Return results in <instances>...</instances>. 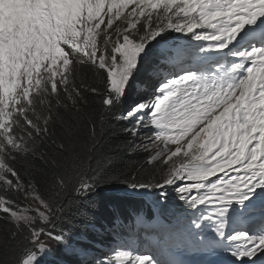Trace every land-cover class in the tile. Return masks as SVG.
Segmentation results:
<instances>
[{"label": "snow or ice", "instance_id": "1", "mask_svg": "<svg viewBox=\"0 0 264 264\" xmlns=\"http://www.w3.org/2000/svg\"><path fill=\"white\" fill-rule=\"evenodd\" d=\"M172 32L188 42L173 47L165 37ZM84 67L97 83L77 85ZM95 95L109 110L127 105L117 119L153 130L143 147L154 153L148 163L162 165V183L130 188L174 186L190 208L210 207L192 223L212 222L216 243L229 241L236 260L264 257V226L226 234L234 205L243 215L259 203L264 215V0H0L3 190L24 189L18 160L40 163V179H29L24 193L37 207L0 195V213L15 229L0 236V264H9L23 232L26 244L45 250L41 237H53L48 225L60 218L61 197L106 182L85 171L98 141L82 109ZM89 124L85 137L81 125ZM15 264H39L36 250L24 247ZM107 264L158 261L115 250Z\"/></svg>", "mask_w": 264, "mask_h": 264}, {"label": "trees", "instance_id": "2", "mask_svg": "<svg viewBox=\"0 0 264 264\" xmlns=\"http://www.w3.org/2000/svg\"><path fill=\"white\" fill-rule=\"evenodd\" d=\"M165 37L173 47L188 42L179 38L175 32L166 33ZM76 82L77 85L83 82L87 86L97 83V79L93 76L91 68L84 67L77 71ZM100 91L102 92V89ZM132 98L135 99L134 96ZM126 107L125 104L121 110H109L102 105L100 95L89 96L87 105L82 109V115L95 122V141L98 143L96 151L92 154L91 167H86L85 171L87 175L105 176L106 182L89 193L80 196L70 193L61 197L63 211L58 213L60 218L54 221V226L50 224L48 229L53 233V237L62 235L63 240H55L56 243L43 250L46 258L41 264H99L101 261L107 264L114 256L115 250H123L119 243L125 229L130 227V220L133 224L150 228L147 234L151 236L157 235L160 230L163 237H169L174 232L178 223L176 215L187 206L180 200L176 188L167 185L132 189L128 186L133 182L152 185L162 183L163 173L160 171L162 165L159 162L148 163L149 157L154 153L141 144L143 140L148 143V137L142 131L147 127L137 125L135 121L117 119ZM90 128L91 124L81 125L82 135L87 137ZM135 129L139 131L133 135ZM148 131L153 133L151 128ZM16 167L20 169L24 188H27L29 179H40L38 160L31 157L27 161L18 160ZM26 170H32L31 174ZM45 187L41 182L42 193ZM3 189L4 186L0 185V195H6L18 205H26L27 199L22 192L6 193ZM6 215L0 213V236L15 230ZM209 223L212 222L204 221L201 227L204 228ZM182 224L191 231V221ZM139 233L142 235V231ZM195 233L201 232L196 229ZM27 235V232H23L18 237L16 246L8 253L9 264H15V257L22 255L24 247L40 251L37 246L24 242L23 237ZM89 253L93 256H87Z\"/></svg>", "mask_w": 264, "mask_h": 264}, {"label": "rangeland", "instance_id": "3", "mask_svg": "<svg viewBox=\"0 0 264 264\" xmlns=\"http://www.w3.org/2000/svg\"><path fill=\"white\" fill-rule=\"evenodd\" d=\"M175 33H176V32H175ZM176 34L178 35L179 38H181V39H185V40H188V38H186L185 36H183V35H181V34H179V33H176ZM195 42H196V41H195ZM197 43H198V42H197ZM142 89H143V87H142ZM143 90H144V89H143ZM147 123H148L147 118H145V124H147ZM148 129H149V128H147V129H143V130H142L143 132L146 133L145 136H146V137H151V136H153V133L149 132ZM141 144L145 145V144H147V143H146L145 140H143V141L141 142ZM27 191H28V188H24L21 192L24 194V193L27 192ZM26 205H27V206H30V207H37V206H38V202L32 200L31 197H28L27 200H26ZM179 216H180V217H185L186 219H188V218H191V217L193 216V213H192L191 211H187V212H185L184 215H176V217H178V220L181 219ZM192 227H194V226H192ZM122 240L124 241V244H125V245L122 247L123 250H130V251H132V250H131V248H132V244H133L132 240H130V239L128 238V236L122 237ZM192 242H193V241H192ZM41 243H43V244L46 246V248H48V246H49L50 244H54V243H56V241H55V239H54L53 237H49V236L45 235V236H42V237H41ZM196 243H197V239H195V242H193V244H196ZM36 256H37V260H38L39 264H41L42 262H44V260H45V258H46V254H45V252H44L43 250H40L39 252H36ZM87 256L92 257L93 255H91V254L89 253Z\"/></svg>", "mask_w": 264, "mask_h": 264}, {"label": "bare ground", "instance_id": "4", "mask_svg": "<svg viewBox=\"0 0 264 264\" xmlns=\"http://www.w3.org/2000/svg\"><path fill=\"white\" fill-rule=\"evenodd\" d=\"M193 43H197V42H195V41H193ZM134 201V200H133ZM137 201V200H136ZM117 202V201H116ZM138 202V201H137ZM131 203V202H130ZM142 203V202H141ZM115 204V203H114ZM117 204V203H116ZM121 204V203H120ZM119 205V204H118ZM120 207V206H119ZM121 208V207H120ZM133 208H135V207H133ZM117 209V208H116ZM133 210V209H132ZM136 210V209H135ZM114 211V210H113ZM118 212H120V210L118 211ZM126 213V212H125ZM127 214V213H126ZM110 215V214H109ZM194 215V214H193ZM7 216V215H6ZM124 216V215H123ZM128 216V215H127ZM129 216H131V215H129ZM243 222H245V219H244V221ZM107 223V222H106ZM91 238V237H90ZM104 238H105V236H104ZM75 239V238H74ZM102 239V238H101ZM107 239V238H106ZM219 248H222V247H219Z\"/></svg>", "mask_w": 264, "mask_h": 264}]
</instances>
